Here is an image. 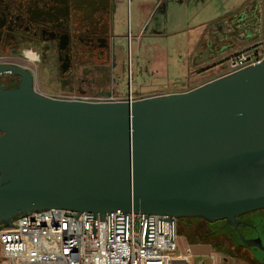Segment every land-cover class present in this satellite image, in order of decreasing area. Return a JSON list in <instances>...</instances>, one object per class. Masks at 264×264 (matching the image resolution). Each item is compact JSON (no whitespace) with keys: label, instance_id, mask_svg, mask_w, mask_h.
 I'll return each mask as SVG.
<instances>
[{"label":"water","instance_id":"obj_1","mask_svg":"<svg viewBox=\"0 0 264 264\" xmlns=\"http://www.w3.org/2000/svg\"><path fill=\"white\" fill-rule=\"evenodd\" d=\"M0 73L21 77L0 86V226L65 208L76 218L92 212L85 229L96 217L97 237V215L109 212L113 240L111 211H133L147 214L143 244H154L149 214L226 220L241 235L239 215L264 208V59L188 91L119 101L45 95L13 64ZM170 217H159V234L170 221L173 241ZM255 221L264 239V216ZM117 233L128 241L126 213ZM243 240L263 248L260 238Z\"/></svg>","mask_w":264,"mask_h":264},{"label":"flooded vegetation","instance_id":"obj_2","mask_svg":"<svg viewBox=\"0 0 264 264\" xmlns=\"http://www.w3.org/2000/svg\"><path fill=\"white\" fill-rule=\"evenodd\" d=\"M111 13V0H0V65L29 70L34 88L37 81L68 90L92 89L98 81L97 67H104L110 56ZM44 71L49 78L43 76ZM20 80L19 75L0 73L4 88H12ZM261 211L239 215L246 224H239L238 229L244 239L260 238L263 248L244 242L226 220L186 219L212 225L214 232H223L229 249L240 251L253 264H264V255L258 253L264 252V239L255 221Z\"/></svg>","mask_w":264,"mask_h":264},{"label":"built area","instance_id":"obj_3","mask_svg":"<svg viewBox=\"0 0 264 264\" xmlns=\"http://www.w3.org/2000/svg\"><path fill=\"white\" fill-rule=\"evenodd\" d=\"M163 0H158L160 6ZM264 59V39L240 50L224 61L223 75L255 65ZM222 75V76H223ZM92 90L71 99L85 101H115ZM127 99H134L130 91ZM57 98V97H56ZM68 99V98H66ZM128 215V241L117 233V216ZM111 211L113 240H109V212L105 220L97 215V237L91 236V223L96 217L90 211L78 212L65 208L33 210L12 220L13 225L0 226V264H213L216 255L196 254L191 245L178 246V218L149 214L154 218V244H143L146 213ZM70 214V215H65ZM159 217L174 220L173 241H170V221L163 220L159 234Z\"/></svg>","mask_w":264,"mask_h":264},{"label":"crops","instance_id":"obj_4","mask_svg":"<svg viewBox=\"0 0 264 264\" xmlns=\"http://www.w3.org/2000/svg\"><path fill=\"white\" fill-rule=\"evenodd\" d=\"M111 1V52L112 41L117 37L121 39L127 37L129 44L131 42L132 51L137 47L139 57L142 55V48L146 47V50H151V43L144 41L145 37L159 41L171 35H175L178 37L177 39H181L179 35L185 38L186 43L181 45L182 52H185L189 57L188 71L191 70V74L196 73V75L188 81H175L172 85L180 90L167 93L188 91L222 76L223 73L218 72L221 69L217 71L219 64L238 51L264 39V0L255 2L252 8L254 14H247L246 18L242 20L238 18L250 0H235L233 2L225 0H163L158 7L156 6L158 0ZM127 20L128 28L126 30ZM134 41L136 42L135 48ZM111 52L104 66L106 69L111 64ZM164 54L163 50L157 52L152 67L156 68L157 64L163 62L161 57ZM218 60L220 62L216 63ZM219 66L221 67V65ZM104 67L100 66L96 69L98 81L93 90L100 91L108 88L101 82L100 69ZM80 91L83 92L81 89ZM107 95L109 94L104 96ZM114 96L115 101L128 98L117 93H114ZM144 97H137L135 94L133 98Z\"/></svg>","mask_w":264,"mask_h":264},{"label":"rangeland","instance_id":"obj_5","mask_svg":"<svg viewBox=\"0 0 264 264\" xmlns=\"http://www.w3.org/2000/svg\"><path fill=\"white\" fill-rule=\"evenodd\" d=\"M225 1L233 2L235 0ZM127 28L128 20L126 21V30ZM179 36L181 39L171 35L167 38H162L160 41L145 37L144 41L151 43V50H146V47L142 48L140 57L136 50L135 41L134 48H136L132 51L131 42L129 44L127 37L125 39L117 37L112 41L111 64L107 69L105 67L100 69L101 82L108 88L100 90L98 93H117L128 96L131 91L134 95L137 94V97H149L180 90V88H175L172 84L175 81H188L191 77H195L196 73L191 74V70L188 71L187 63L189 62V57L186 56L185 52H182L181 48V45L185 44L186 40L181 35ZM159 50H163L165 53L161 57L163 62L157 64L156 68H154L152 64L155 62ZM219 62L220 60L216 63ZM223 64L224 62L219 65L222 67ZM218 66L217 71L221 69ZM32 67L36 71L35 66L33 65ZM218 72L221 74L224 70ZM43 76L49 78L48 72L44 71ZM50 79L53 80L54 78ZM85 86L82 88H86ZM35 88L45 95L57 98H72L77 94L89 93L93 90V87L83 92L75 89L68 90L66 88H58L55 83L49 86L39 85L37 81ZM261 210L263 211L258 213L256 217L264 216V208ZM211 227L202 220H193L192 218L178 219V246L184 247L189 244L196 254H215L216 259L213 264H244V262L245 264H253L240 251L229 249L228 242L223 238V232H214Z\"/></svg>","mask_w":264,"mask_h":264},{"label":"trees","instance_id":"obj_6","mask_svg":"<svg viewBox=\"0 0 264 264\" xmlns=\"http://www.w3.org/2000/svg\"><path fill=\"white\" fill-rule=\"evenodd\" d=\"M182 219V218H181Z\"/></svg>","mask_w":264,"mask_h":264}]
</instances>
